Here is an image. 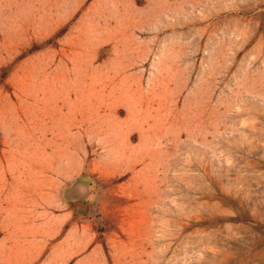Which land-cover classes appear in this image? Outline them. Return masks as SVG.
I'll return each mask as SVG.
<instances>
[{"label":"rangeland","instance_id":"374dc122","mask_svg":"<svg viewBox=\"0 0 264 264\" xmlns=\"http://www.w3.org/2000/svg\"><path fill=\"white\" fill-rule=\"evenodd\" d=\"M0 264H264V0H0Z\"/></svg>","mask_w":264,"mask_h":264},{"label":"crops","instance_id":"0c3cea01","mask_svg":"<svg viewBox=\"0 0 264 264\" xmlns=\"http://www.w3.org/2000/svg\"><path fill=\"white\" fill-rule=\"evenodd\" d=\"M22 250H23L22 247L18 248V251H19L20 255H21ZM4 252H5L6 255H9L10 253L13 252V248H8V249L4 250Z\"/></svg>","mask_w":264,"mask_h":264}]
</instances>
